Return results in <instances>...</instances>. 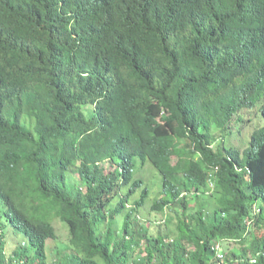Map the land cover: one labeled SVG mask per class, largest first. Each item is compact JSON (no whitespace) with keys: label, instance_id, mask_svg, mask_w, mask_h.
<instances>
[{"label":"trees","instance_id":"1","mask_svg":"<svg viewBox=\"0 0 264 264\" xmlns=\"http://www.w3.org/2000/svg\"><path fill=\"white\" fill-rule=\"evenodd\" d=\"M62 2L0 0V264H264V0Z\"/></svg>","mask_w":264,"mask_h":264},{"label":"rangeland","instance_id":"2","mask_svg":"<svg viewBox=\"0 0 264 264\" xmlns=\"http://www.w3.org/2000/svg\"><path fill=\"white\" fill-rule=\"evenodd\" d=\"M247 133V138L249 135V130L246 131ZM236 144H238V142H235ZM148 166H146L143 170H141L139 172V169L137 170V175L138 177H141L145 180L146 184L150 187L151 189V200H149L145 206L139 211L138 216L142 219V221L144 223H148L149 224V229L151 231L152 234L154 235H158L160 233L163 232L166 233L167 227L165 226V220L163 218V215L161 213H159L157 210L153 209V205H154V200L156 198L160 197V192H161V188H160V179L161 175L160 173L155 170L151 164H147ZM76 173V178H72V181L74 183H81L80 179H79V175L77 172ZM159 176V177H158ZM136 197H139V195H137ZM173 216H175L173 214ZM174 223H177V220L174 221ZM54 225L58 228L59 234H60V241L59 243H55V242H51L50 243V247L52 248H56L57 246H63L62 244L64 243H68V236H69V228L66 224H64L62 221H60L59 219H55L54 220ZM175 226V225H174ZM15 238L12 240L9 238V244H8V251L9 253H11L16 246L19 245V241L20 238L22 239L23 237H17L18 235H14ZM173 239V237H171V240ZM52 258V257H51Z\"/></svg>","mask_w":264,"mask_h":264},{"label":"clouds","instance_id":"3","mask_svg":"<svg viewBox=\"0 0 264 264\" xmlns=\"http://www.w3.org/2000/svg\"><path fill=\"white\" fill-rule=\"evenodd\" d=\"M71 0H63V2H62V5L64 4V3H67V2H70ZM79 1H82V0H79ZM80 6H82L81 4H80Z\"/></svg>","mask_w":264,"mask_h":264}]
</instances>
